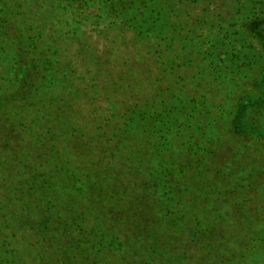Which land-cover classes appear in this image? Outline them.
Instances as JSON below:
<instances>
[{
	"label": "trees",
	"instance_id": "1",
	"mask_svg": "<svg viewBox=\"0 0 264 264\" xmlns=\"http://www.w3.org/2000/svg\"><path fill=\"white\" fill-rule=\"evenodd\" d=\"M73 43L75 62L93 63L75 64L83 83L94 85L118 51L129 60L75 127L145 146L132 147L134 170L112 177L115 191L96 193L97 223L84 215L89 203L56 214L58 183L0 153V264H264V219L254 228L250 218L263 216L264 0H0V104L26 92L33 123L43 118L39 98L60 87ZM145 81L146 97L124 93ZM112 195L121 205L105 206ZM117 211L128 214L114 223Z\"/></svg>",
	"mask_w": 264,
	"mask_h": 264
},
{
	"label": "rangeland",
	"instance_id": "2",
	"mask_svg": "<svg viewBox=\"0 0 264 264\" xmlns=\"http://www.w3.org/2000/svg\"><path fill=\"white\" fill-rule=\"evenodd\" d=\"M73 41L76 42L75 40ZM91 41L94 43L91 45L93 55L95 56L97 53V55H101V61H105V55L103 54L105 51L102 49L104 42L95 36L92 39L90 38ZM77 48L75 43L69 47V59L72 60L74 65L70 62L68 63L71 65L70 69H67L66 72L62 69L60 77H64L60 80V87L44 89L43 95L39 98L40 105L44 107L42 110L46 109L47 111L43 118L41 117L42 119H37L33 123L32 115L30 116V114H33L34 111H30L31 107L26 106V101L22 98H29V94H26V92L21 94V96H16V90L2 100L0 104V153L4 157L14 159L13 165L18 168H23L22 164H25L27 168L22 169L24 172L29 174H36L34 172L42 173L43 176L53 183L52 189L55 187L54 183H58L60 189L56 186V191L52 197L64 198L61 199L63 203L59 204L57 208V210L61 211L55 212L56 214L65 216L67 215V210L72 212L81 211V208L86 207V204L89 203L90 210H86L84 215L90 218L93 223H97L94 218L98 211L97 207H93V205L96 204L99 198L98 194H101L100 191L103 190L105 194L108 193L110 195V190L112 189L111 180L114 175L123 177L122 175L128 174L130 176L129 173L134 168L129 169L130 171L127 170L129 155L132 153L137 155L132 150V147L139 144L145 146V144L143 141L135 142L129 138L128 141H123L116 135H106V132H102L101 129L93 126H86L85 128L75 127L78 124V120H83V117L88 115L83 112L85 110L90 112V109H86L87 106H94L96 99L102 96L101 93L104 91L110 76L118 74L119 69L121 70L122 67L128 66L129 62L128 60L125 63L127 54L120 50L116 55L117 58L112 62L114 64L112 66L115 69H112L111 66V71H108L111 75L106 71L107 73L104 72L94 85H92L93 81L83 83L76 78L77 66L75 64H78L80 68H91L93 63L75 62L79 60L75 54ZM106 86L107 89L111 87L109 84ZM141 89L142 92L136 90L128 92L126 90L124 93L129 94L130 99L133 101H138L141 96L146 97L148 95L150 86L147 81L141 85ZM119 94L122 95L120 92ZM34 107L35 111L40 109L37 106ZM258 113L257 119L263 126L264 110L261 109ZM67 130L73 132L65 139L62 135ZM84 168H87L88 172L83 173ZM100 169L107 176L103 181L97 179L96 174L95 176L93 175L94 170L98 172ZM124 169L129 173L124 172L122 174ZM83 175H86L87 183L82 181ZM128 176L126 179L130 178ZM73 177L78 178L80 182L76 183ZM77 184H81L80 192L73 188ZM112 190L115 191V189ZM86 196L90 199H85ZM121 201L122 199L112 195L110 198L105 197L103 202L106 204L105 206L109 205V202L112 204L111 206H119ZM253 201L254 199L245 202V212L254 203ZM256 203L258 204L257 209L263 213V216L256 214L250 216L256 222L253 224L254 228L257 227L258 222L264 219V206L260 205H264L263 191L257 194ZM127 214L128 211L113 212L109 220L112 221L113 219L112 222L118 223ZM237 232V230H232L231 234H236ZM29 251L32 252L30 246L25 245V254L30 255L29 257L31 258L32 255L29 254Z\"/></svg>",
	"mask_w": 264,
	"mask_h": 264
}]
</instances>
